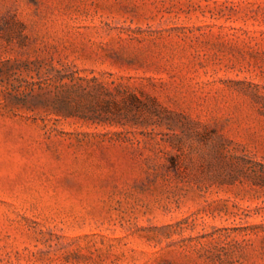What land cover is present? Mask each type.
Returning a JSON list of instances; mask_svg holds the SVG:
<instances>
[{"label": "rangeland", "instance_id": "374dc122", "mask_svg": "<svg viewBox=\"0 0 264 264\" xmlns=\"http://www.w3.org/2000/svg\"><path fill=\"white\" fill-rule=\"evenodd\" d=\"M0 264H264V0H0Z\"/></svg>", "mask_w": 264, "mask_h": 264}]
</instances>
